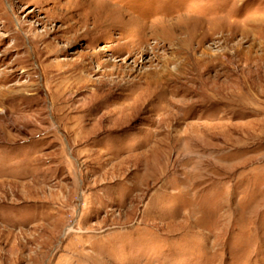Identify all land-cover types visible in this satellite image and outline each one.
I'll list each match as a JSON object with an SVG mask.
<instances>
[{
  "label": "rangeland",
  "instance_id": "rangeland-1",
  "mask_svg": "<svg viewBox=\"0 0 264 264\" xmlns=\"http://www.w3.org/2000/svg\"><path fill=\"white\" fill-rule=\"evenodd\" d=\"M0 264H264V0H0Z\"/></svg>",
  "mask_w": 264,
  "mask_h": 264
},
{
  "label": "bare ground",
  "instance_id": "bare-ground-1",
  "mask_svg": "<svg viewBox=\"0 0 264 264\" xmlns=\"http://www.w3.org/2000/svg\"><path fill=\"white\" fill-rule=\"evenodd\" d=\"M89 23V22H88ZM86 32H88V30H86Z\"/></svg>",
  "mask_w": 264,
  "mask_h": 264
}]
</instances>
